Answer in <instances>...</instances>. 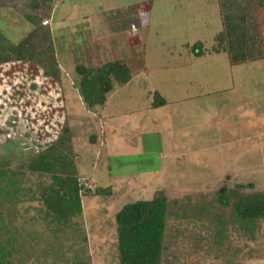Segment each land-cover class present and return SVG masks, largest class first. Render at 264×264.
<instances>
[{
    "label": "rangeland",
    "instance_id": "1",
    "mask_svg": "<svg viewBox=\"0 0 264 264\" xmlns=\"http://www.w3.org/2000/svg\"><path fill=\"white\" fill-rule=\"evenodd\" d=\"M52 2L0 0L7 42L28 39L41 59L54 53L58 71L44 75L34 58L0 64V166L24 173L9 194L0 179V235L12 236L14 264H113L117 210L158 194L167 199L160 264H264V217L243 220L234 207L264 193L258 0ZM88 13L97 15L88 21ZM222 30L230 35L223 49L249 62L231 65L212 52ZM114 59L131 79L113 80L105 102L88 106L75 66ZM154 92L166 103L153 106ZM50 144L72 158L82 184V213L59 232L35 198L50 176L27 168Z\"/></svg>",
    "mask_w": 264,
    "mask_h": 264
},
{
    "label": "trees",
    "instance_id": "2",
    "mask_svg": "<svg viewBox=\"0 0 264 264\" xmlns=\"http://www.w3.org/2000/svg\"><path fill=\"white\" fill-rule=\"evenodd\" d=\"M52 1L55 5L62 0ZM258 3L264 8V0H258ZM27 18L35 26L40 23L39 17L35 15H27ZM46 23L48 24V20ZM228 36L230 35L226 30L217 33L213 51L222 50ZM7 39L3 33H0V64L15 59L34 58L42 68L44 75L58 77L57 65L53 64L55 62L54 53H49V56L41 59L36 57L37 51L35 47H30L28 39L17 43L7 42ZM192 49L195 55H202L205 50L199 42L193 45ZM75 70L80 74L79 88L88 106L101 105L105 102L113 80L118 84H125L131 78V69L121 59L108 60L92 67L77 64ZM165 103L166 99L158 92H154L152 105L160 106ZM27 168L32 172L47 173L50 176L49 182L41 185L35 193L41 216L46 223L57 232L75 224V219L82 213L80 192L82 184L77 178L72 158L60 151L56 144H50L29 158ZM21 170L22 167L10 169L0 166V179L2 185L5 186L4 189L2 187L4 193L9 194L10 186L13 187V191L21 186L24 176ZM224 188L219 189L220 198L223 202H227L228 192ZM101 191L98 189L95 192L100 193ZM234 207L237 216L243 220L251 221L264 217V193L243 197L235 203ZM166 208L165 195L158 194L152 198L136 199L124 203L117 210L115 222L119 259L113 264H160V255L164 249ZM14 247L11 235L7 237L0 235V264H14L12 259Z\"/></svg>",
    "mask_w": 264,
    "mask_h": 264
},
{
    "label": "crops",
    "instance_id": "3",
    "mask_svg": "<svg viewBox=\"0 0 264 264\" xmlns=\"http://www.w3.org/2000/svg\"><path fill=\"white\" fill-rule=\"evenodd\" d=\"M260 7V6H259ZM221 14H222V12H220ZM223 14H224V11H223ZM93 15H97V14H92V15H90L89 13H88V16L86 17V19L88 20V21H90L89 19H90V17H92ZM74 16H75V14H74ZM79 16H84V15H80L79 14ZM233 17H234V23L233 24H235L236 23V17H235V15L233 14ZM82 17H80L79 19H81ZM84 18V17H83ZM47 19V18H46ZM47 20H49V19H47ZM231 21V20H230ZM49 25H50V20H49ZM69 24H71V22H69ZM232 24V25H233ZM229 37L230 36H228L227 37V39L226 40H228L229 39ZM213 53H219V52H225L226 53V55H227V58H228V62L231 64V65H234V64H236V63H241V62H244V63H246V62H249V60L250 59H246V60H244L245 58H246V56H247V54H246V56H245V58L244 59H242V57H244L243 56V53L244 52H242V51H239V54H240V57L239 58H236V52H233V50H232V52H231V54H230V56H229V54L226 52V50L225 49H222V50H220L219 52H215V51H212ZM242 60H244V61H242ZM132 73V72H131ZM131 79V78H130Z\"/></svg>",
    "mask_w": 264,
    "mask_h": 264
},
{
    "label": "built area",
    "instance_id": "4",
    "mask_svg": "<svg viewBox=\"0 0 264 264\" xmlns=\"http://www.w3.org/2000/svg\"><path fill=\"white\" fill-rule=\"evenodd\" d=\"M43 22H44V23H46V22H47V20L45 19V20H43Z\"/></svg>",
    "mask_w": 264,
    "mask_h": 264
}]
</instances>
